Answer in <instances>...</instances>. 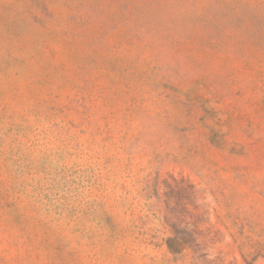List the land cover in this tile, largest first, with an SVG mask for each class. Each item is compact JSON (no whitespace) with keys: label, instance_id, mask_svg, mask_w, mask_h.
<instances>
[{"label":"rangeland","instance_id":"rangeland-1","mask_svg":"<svg viewBox=\"0 0 264 264\" xmlns=\"http://www.w3.org/2000/svg\"><path fill=\"white\" fill-rule=\"evenodd\" d=\"M0 264H264V0H0Z\"/></svg>","mask_w":264,"mask_h":264}]
</instances>
